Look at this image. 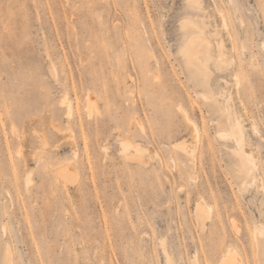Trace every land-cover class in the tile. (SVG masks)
I'll return each instance as SVG.
<instances>
[{"label":"rangeland","instance_id":"obj_1","mask_svg":"<svg viewBox=\"0 0 264 264\" xmlns=\"http://www.w3.org/2000/svg\"><path fill=\"white\" fill-rule=\"evenodd\" d=\"M260 1L0 0V264H264Z\"/></svg>","mask_w":264,"mask_h":264},{"label":"bare ground","instance_id":"obj_2","mask_svg":"<svg viewBox=\"0 0 264 264\" xmlns=\"http://www.w3.org/2000/svg\"><path fill=\"white\" fill-rule=\"evenodd\" d=\"M195 2V1H194ZM258 5H262L263 6V4H262V2L259 0V3H258ZM263 11H264V9H263ZM200 26V25H199ZM198 26V27H199ZM195 28H197V24H196V27H194V29ZM200 28H201V26H200ZM197 30H198V28H197ZM196 33V32H195ZM199 34H201V32H198ZM197 33V34H198ZM203 33H204V31H203ZM204 36V35H203ZM205 37V36H204ZM204 37L202 38V41H204V42H206L205 40H204ZM207 39V38H206ZM201 40H200V37H198V35L197 36H195V38H194V36H193V39L191 40V42H190V47L189 48H191V50H192V52L194 51L195 52V54H197V50H198V52H200V50L202 49V50H204L203 48H207V46L205 47V45H204V43L202 42ZM210 42V41H209ZM203 45H204V47H203ZM211 46V45H210ZM209 46V47H210ZM208 47V48H209ZM220 48H222V46H220ZM202 50H201V53H203L202 52ZM210 49H208V51H209ZM221 50V49H220ZM222 50H225V49H222ZM221 50V51H222ZM206 51H207V49H206ZM206 51L204 52V55L206 54ZM224 53V52H223ZM192 54V53H191ZM221 54V53H220ZM190 55V54H189ZM223 55V54H222ZM199 56V55H198ZM201 56V55H200ZM203 56V55H202ZM189 57V56H188ZM194 57V56H193ZM192 57V59H194ZM225 58V60H226V57H224ZM199 59V58H198ZM198 59H196V60H198ZM188 60H189V58H188ZM224 60V59H223ZM199 61V60H198ZM206 61V60H205ZM204 61V62H205ZM190 62V61H189ZM202 62V61H201ZM201 62L199 61V63L201 64ZM204 62H203V66H204ZM199 63H197V64H199ZM206 64H207V62H205ZM189 64H191V62L189 63ZM201 66V65H200ZM199 67V66H198ZM206 67V66H205ZM204 67V68H205ZM69 108H70V106H69ZM69 110H71V109H69ZM69 114H70V112H69ZM68 114V115H69ZM227 114V113H226ZM186 117H187V115H185ZM227 117V116H226ZM188 119V118H187ZM197 132V131H196ZM143 149V148H142ZM243 149V148H242ZM244 164H245V162H244ZM243 168V167H242ZM247 168V167H246ZM248 169V168H247ZM243 172V171H242ZM244 173V172H243ZM202 204V203H201ZM205 207V206H204ZM261 233H263V231L261 232ZM240 256H239V254L236 252V251H233V250H228V253L226 254V256H225V258L224 259H222V261L220 262V264H241L242 263V261L240 260ZM4 264H15L14 263V261H13V259H12V254H11V251H10V249H9V247L7 248V250H6V253H5V259H4Z\"/></svg>","mask_w":264,"mask_h":264}]
</instances>
